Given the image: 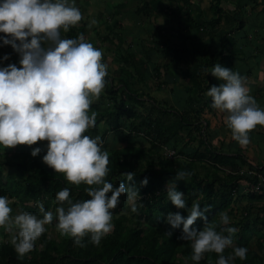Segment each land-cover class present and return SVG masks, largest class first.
Masks as SVG:
<instances>
[{"label": "trees", "instance_id": "1", "mask_svg": "<svg viewBox=\"0 0 264 264\" xmlns=\"http://www.w3.org/2000/svg\"><path fill=\"white\" fill-rule=\"evenodd\" d=\"M158 1L161 4L160 0H131L129 6L135 4L136 25L140 24V17L143 15L146 21L152 23L149 14H154L155 24H151L150 28L142 26V31L148 30L152 35L154 44L152 47H142L140 42L136 44L144 58L137 57L136 49L129 44L124 49L116 47V57L120 65L116 74L108 72L103 93L91 105V110L97 112V125L89 132L92 135L101 134L105 140L104 147L110 153V172L106 178L115 185L121 181L133 184L138 196H141L136 201L138 210L130 214L123 212L122 208L128 198L127 193L122 194L120 203L113 209L114 227L102 238L99 245L92 243L89 237L84 238L88 241L86 246L75 245L70 235L58 229L56 236H50L46 231L36 242V247L23 257L15 251L9 234L0 227V264H183L186 257L190 258L191 242L180 238L181 228L174 229L169 236L166 230L170 225L164 219L169 210H179L187 215L186 209H177L167 196V183L175 180V172L180 170L190 173L185 180L177 182L178 188L185 193L188 205L199 201L201 207L206 209L208 220L217 222L218 230L222 227L219 223L220 212L237 213L239 208L235 207V203L246 197L245 203L238 214L233 216L231 223L238 229L233 234L235 244L247 246L248 255L246 260L235 257V264H264V184L258 185L256 175L250 176L239 171L242 166H249L250 163L255 164L257 172L264 173L263 163L247 161L245 148L233 145V139L222 138L220 143L212 145L207 136L209 121L207 118L201 120L204 108L209 111L215 108L212 98L206 95L211 76L204 68H210L217 62L225 64L231 59V54L225 52L230 43L229 30L221 26L227 12L222 6L224 0H209L210 18L207 17L199 23L192 17L187 19L197 26L202 23L209 33L201 55L193 56L198 63L194 77L197 79L196 98L200 99L199 102L193 100L195 106L188 105L186 97L182 103L180 93L170 104L166 99L152 97L137 85H144L148 78V75H140L139 66L148 72V65L151 64L157 77L161 75V67L178 69L181 68L178 67L179 63L184 61L185 50L174 44L178 40L176 34L166 23L156 24L157 14L162 13V8L155 5ZM255 4L256 0L234 1L230 11L235 26L230 29L231 32L235 34L243 30L246 22L243 12L247 5ZM113 8L106 7V10ZM165 12L164 19H178L176 14ZM115 15L117 12L114 17L118 19ZM111 16V13L105 15V26L111 23ZM116 23L107 27L109 33L115 30ZM91 30L98 34L95 28L81 20L64 35L74 37L79 33L88 34ZM115 33L98 34V41L116 45L113 42ZM253 35V38H248V33L244 30L242 36L234 35L231 43L236 45V40H239L246 48L250 49L252 45L258 48V44L253 43H256L259 31H253ZM212 47L214 51L210 53ZM13 50L11 46H5V53H12ZM157 52H161L169 60L164 63L154 62L151 54ZM10 62L18 63L19 60L9 57L5 60V65ZM156 82L157 88H165L168 81L163 78ZM184 95L186 96V92ZM190 126L195 128V142L189 136L192 131ZM185 127L191 129L188 136L183 135ZM254 130L259 131L256 128L252 131ZM46 144L45 140L44 143L37 141L33 145L21 143L0 148V194L15 197L12 205L14 213L18 210H29L42 215L40 202H43L46 209L54 211L57 206L56 193L66 186L70 187L74 200L89 198L85 191L88 185L69 182L62 172L55 171L43 161L46 148L35 156L31 154L32 147ZM259 145L264 146V139ZM232 146L236 147L235 154H226ZM164 147L174 150V158L163 157ZM201 168L203 171L200 174ZM227 168L237 171L232 173ZM126 171L135 172L133 181L127 180L124 175ZM144 177H148L146 185L140 183ZM203 223L198 218L197 226L203 227ZM49 226L57 227L55 218L47 225ZM232 251V248H228L225 254ZM217 256L215 252L205 253L200 261L190 264H216Z\"/></svg>", "mask_w": 264, "mask_h": 264}, {"label": "clouds", "instance_id": "2", "mask_svg": "<svg viewBox=\"0 0 264 264\" xmlns=\"http://www.w3.org/2000/svg\"><path fill=\"white\" fill-rule=\"evenodd\" d=\"M84 14L77 0H0V44L11 45L19 53V62L0 65V148L17 144L33 145L46 140V145L31 148L33 156L46 152L42 159L55 171L62 172L75 184L88 185L89 198L73 199L70 187H63L55 196V210L40 202L41 214L29 210L14 213L15 197L0 194V227L20 257L36 247L47 225L56 219L57 228L84 247L88 241L99 245L114 227L113 209L127 193L133 211L139 208L137 189L124 181L115 185L106 177L110 172V153L101 134L89 130L97 125V112L91 110L107 83L109 65L104 50L87 39L84 33L64 35L77 25ZM94 23V21L90 22ZM11 53H4L8 60ZM220 83L212 84L206 95L213 107L225 114V123L232 137L241 145L250 143V132L264 126V106L258 102L246 83V77L233 67L220 62L205 67ZM168 155L174 156L169 150ZM133 181L134 171H126ZM190 173L175 172V180L167 183V196L181 211L169 210L164 217L170 225L169 236L181 228L180 238L191 242L190 258L183 264L200 261L205 253L218 254L216 264H235V257L246 260L248 248L235 244L238 231L227 211H221L219 223L209 221L199 201L191 206L177 182ZM141 184L148 183L144 177ZM202 220L203 227L196 222ZM233 251L225 254V250Z\"/></svg>", "mask_w": 264, "mask_h": 264}, {"label": "crops", "instance_id": "3", "mask_svg": "<svg viewBox=\"0 0 264 264\" xmlns=\"http://www.w3.org/2000/svg\"><path fill=\"white\" fill-rule=\"evenodd\" d=\"M88 2L90 0H87ZM163 6L165 8H162V17L165 18V14L167 11L168 13L174 15L176 14L177 20L180 22L177 24L176 28H172L170 21V18L167 19H157V23H163L165 24L168 28H170L173 33L176 34L178 40L175 45H177L178 48H182L185 50V55H184V61H181L179 63L178 69L171 68H163L161 67V75L155 77V73L151 69V64L148 65V72L147 69H143V72L140 74L142 76L148 75V79L150 81H154L155 83L156 80H161L163 78L167 79L166 87L165 88H155V84H152L153 89H159L163 94L162 97L165 99V95L167 93L173 94L175 88H177V91L180 93V101L183 103L185 100L184 93L186 90L191 91L190 89V83L195 79V74L197 71V61L193 56H198L201 55V51L204 49V44L206 40L209 37V33L207 32V29L199 24V26L194 25L192 21L187 20L188 18L192 17L194 18L195 21H198L197 18L202 22L203 18H210L211 17V12L204 10V5L201 6V3L199 4V0H174L176 4L175 6H172V1L173 0H161ZM171 2V5L165 4V2ZM183 1V2H182ZM235 0H224L222 2V6H226L225 10L227 11L222 19L221 26L224 29L229 30V40L230 43L226 46L225 52L227 54H231V59L230 62H226L224 65L233 67L235 70H238L241 74H243L246 77V83L249 86L251 90V94L256 97L258 102L261 104V106H264V10L262 11L264 7V2L262 0H256L257 4L255 5H247L245 8V11L243 12V16L246 17V22L243 30L240 32H231L230 29L235 26L233 19L231 18V8H233V3ZM109 3H113L115 1L112 0L109 1ZM107 3V6H105V15L111 13L112 14V20L113 24H115V30L113 29L114 32L119 31V33L124 32L125 34V41L128 38V34H134V36L138 34V36L142 33V26L137 28V31L134 29L135 27V19L137 18V14L135 13L134 6L135 4L130 5L131 0H119L117 5H111ZM106 7H114L112 10L107 11ZM254 7V8H252ZM180 9V11H179ZM124 10V12H123ZM112 11V12H111ZM117 12V15H115L118 19H115L114 13ZM133 13L134 17H131L129 13ZM189 13V14H188ZM122 15V16H121ZM121 16V18H120ZM188 16V17H187ZM143 17V16H142ZM203 17V18H201ZM170 19L168 22L167 20ZM232 20V21H230ZM125 21H128V24H126ZM230 21V24H227V22ZM143 22H146L144 17L142 18V21H140V24H143ZM256 23V24H255ZM127 26L131 29H129V33L127 30ZM137 26V25H136ZM244 30L247 31L248 33V38H253V31L258 30L259 35L256 39V43L253 44H258V48H255L254 45H252V48H246L245 46H242V41L236 40L235 44L233 45L231 42H233V37L234 35H241L243 34ZM102 31V30H101ZM107 31V32H106ZM146 33L149 32L148 30H143ZM109 32V28L107 26L104 27V31H102V35H106ZM196 34L195 36H192ZM228 34V33H227ZM250 34L252 35L250 37ZM0 35H6L5 33H0ZM146 35V34H145ZM117 36V35H116ZM114 42V38H113ZM255 42V41H254ZM104 43V42H103ZM116 45L109 44V43H104V47L102 48L105 50L104 52L107 51V53L112 50L115 54H117L116 47H120V49H124L128 44L127 43H122V42H115ZM100 43H98L99 47ZM5 46H11V45H3L0 44V57H3L5 53ZM134 46V45H133ZM171 47H173V44H170ZM12 47V46H11ZM101 47V46H100ZM212 53L214 51L213 47L210 48ZM137 54V52H135ZM161 53V52H159ZM142 54V52H141ZM105 55V54H104ZM19 56V53H17L15 50L12 51L11 55L9 57L11 58H16ZM143 56V54H142ZM137 57L139 54H137ZM20 59V56L18 57ZM105 61L109 65V72L112 74H116V70L118 69V66L120 65L119 60L117 57H111L109 60H107V55L104 56ZM154 62H159V63H164L169 60L168 57L164 58H152ZM117 64V65H116ZM0 65H5V60L0 59ZM116 65V66H115ZM215 65V64H214ZM209 75L211 76V81H210V86L212 84H218L220 83V80L214 76L211 72H209ZM166 76V77H165ZM174 79L173 81L176 82L177 85H175V82L170 81ZM172 84V86H171ZM157 86V84H156ZM157 91V90H156ZM155 91V92H156ZM148 92L152 97L153 94H151L148 90ZM193 92V91H191ZM156 95V94H155ZM158 97H160L158 95ZM187 98V97H186ZM162 99V98H161ZM179 99V98H178ZM184 99V100H183ZM185 104V103H184ZM207 118L208 122V127H207V136L210 138V141L212 145L220 143V139L225 138V139H233L232 144L233 145H238L242 146L245 148L244 154L246 155L247 158H245L247 161L254 162V163H263L264 166V146L259 145L261 141L264 139V126L257 125L256 129H258L259 133L257 130L250 132L251 140L250 143L247 145H241L239 142H237L233 137L231 130L227 127L225 123V114L214 108L213 111H209L207 108L203 110V113L201 114V120ZM189 128V127H185ZM255 129V128H254ZM232 149L230 151H227L226 154L228 155H234L235 154V146L231 147ZM252 160V161H251ZM264 192V190H263ZM263 199V197H262ZM264 200V199H263Z\"/></svg>", "mask_w": 264, "mask_h": 264}, {"label": "rangeland", "instance_id": "4", "mask_svg": "<svg viewBox=\"0 0 264 264\" xmlns=\"http://www.w3.org/2000/svg\"><path fill=\"white\" fill-rule=\"evenodd\" d=\"M109 1H111L112 2V0H109ZM113 1H115V2H113V3H109L108 2V0H90L89 2L87 1V0H77V2H78V4H79V6H80V8H81V10H82V12H83V14H84V18L82 19L83 21H85L88 25H90V22H92V21H94V23H91V27L92 28H95V30L96 31H98V34L100 35L101 33H102V31H104V27H105V24H104V22H103V19H104V17H105V6H107V3H109V4H111V5H117L118 4V2H119V0H113ZM160 2H161V0H160ZM183 2V1H182ZM198 3L200 4L201 3V6H203L204 5V10H208V11H210L209 10V8H208V6H209V0H199L198 1ZM163 4L164 3H162L161 2V4H159V1H158V3H155V5H156V7H159L160 8V6H162V8H165V6H163ZM165 4H169V5H171V2L169 1V2H165ZM174 4H176V2L173 0L172 1V6H175ZM224 8H226V6L224 5ZM123 12H124V10H123ZM129 15L131 16V17H134V15H133V13H129ZM150 15V19H151V22L152 23H149L148 22V20L146 21V22H144L143 24H139V25H137L136 26V23H135V27H134V29L137 31V28L138 27H140V26H143L144 28H150L151 27V24H155V17H154V14L153 13H151V14H149ZM122 16V15H121ZM121 16H120V18H121ZM163 15H162V13H158L157 14V19H162V18H164V17H162ZM143 17H145L144 15H143ZM143 17H140V19H142ZM201 18H203V17H201ZM204 19V18H203ZM197 20H198V23L199 22H201L200 20H199V18H197ZM168 22L170 21V19H168L167 20ZM230 21H232V20H230ZM230 21L229 22H227V24H230ZM110 24L109 25H107V27H109V26H111L112 25V23H113V20L112 19H110ZM126 22V24H128V21H125ZM178 23H180L177 19H174L173 21H170V24L172 25L171 27L172 28H176L177 27V24ZM194 24V23H193ZM202 24V23H201ZM195 25V24H194ZM206 29H207V27H205ZM129 29H131V26H130V28L127 26V30H128V33H129ZM102 30V31H101ZM107 32V31H106ZM113 32V30L109 33L108 32V34H111ZM124 32H121V33H119V31L117 32V34L115 33V36H114V42H122V43H127V44H129L130 45V47H133V48H135L136 49V51H137V54H139V56L141 55V57H144V56H142V54H141V51H139L138 50V46L136 45V44H138V42H140V44H141V46L142 47H152L153 46V42H152V40H154V38H152V35H150V33L149 32H145V31H142V33L138 36H134V34H128L129 36H128V38L126 39V41H125V34H123ZM98 34H96V32L94 31V30H91L88 34H84L85 35V37L87 38V39H89V40H91L93 43H94V45H98V43H100V45H99V47L101 46V48H103L104 47V43L106 44V43H108V42H99L98 41V38H97V36H98ZM114 34V33H113ZM146 34V35H145ZM117 35V36H116ZM252 35L250 34V37H251ZM112 38H113V36H112ZM134 45V46H133ZM98 47V46H97ZM105 51V50H104ZM104 54L105 55H107V60H109L111 57H116V54L112 51V50H110L108 53H107V51L106 52H104ZM151 56H152V58H162L163 57V55H162V53H156V54H154V53H152L151 54ZM19 57V56H18ZM18 57H16L15 59L16 60H19L18 59ZM117 65V64H116ZM115 65V66H116ZM153 71V70H152ZM138 72L141 74L142 72H143V68L141 67V66H139L138 67ZM197 72V71H196ZM152 84L155 86V88H156V83L154 82V81H150V79H148V81L144 84V85H142V84H137L141 89H142V91H149L151 94H153L154 93V95L153 96H156L158 99H160L161 100V98L163 99V97H162V92L159 90V89H153L152 88ZM175 85H177L176 83H175ZM190 85H192V86H190V89H191V91H193V92H191V91H187L186 90V97H187V101H188V105H192V106H195L194 105V102L195 101H193V100H197V102H199V100L200 99H197L196 97H198V96H196V94H197V91H196V89H197V79H194L191 83H190ZM171 86H172V84H171ZM163 87H165V86H163ZM162 88V87H161ZM157 90V91H156ZM156 91V92H155ZM178 91H177V88H175V90H174V92H173V94H170V93H167L166 95H165V99L166 100H168L169 101V103L170 104H172V100L173 99H175V98H177V96H178ZM156 94V95H155ZM158 95L160 96V97H158ZM145 98H147V97H145ZM190 100V101H189ZM205 109V108H204ZM213 112H214V109L212 110ZM211 112V111H210ZM191 127V129H192V131H190L191 129L190 128H185L184 129V131H183V135H185V136H188V132H189V136H190V139H192L193 140V138H194V136H195V128L193 127V126H190ZM39 142L40 143H44L45 142V140H39ZM193 142H195L194 140H193ZM199 164L200 165H204L202 162H199ZM200 170V174L202 173V171H203V169L201 168V169H199ZM245 200H246V197H244V198H242V200L240 201V200H238L236 203H235V207H237V208H239L238 210H236L237 211V213L236 212H234L233 211V214L232 213H228L229 215H230V217L231 218H233V216L235 215V214H238V212L240 211V208H242V206H243V204L245 203ZM249 201H250V199H249ZM131 204H132V202H130L129 200H127L125 203H124V207L122 208V211L123 212H126V213H128V214H130V213H132L133 212V209H132V206H131ZM19 211V210H18ZM58 231V228L57 227H54V226H49V227H47V232H48V234L50 235V236H56V232Z\"/></svg>", "mask_w": 264, "mask_h": 264}, {"label": "built area", "instance_id": "5", "mask_svg": "<svg viewBox=\"0 0 264 264\" xmlns=\"http://www.w3.org/2000/svg\"><path fill=\"white\" fill-rule=\"evenodd\" d=\"M169 150L174 152L173 149H170L168 147H164L162 149V155L164 158L172 159L175 156V152H174V156H171V155L169 156L168 155ZM227 170L232 172V173H235L237 171V170L229 169V168H227ZM239 171H240V173H245V174L250 175V176L256 175L258 177V185L264 184V173L257 172L255 164L250 165V163H249V166H244V167L242 166Z\"/></svg>", "mask_w": 264, "mask_h": 264}]
</instances>
